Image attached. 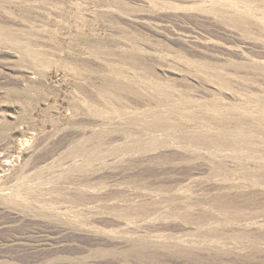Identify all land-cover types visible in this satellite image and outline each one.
I'll use <instances>...</instances> for the list:
<instances>
[{
    "label": "rangeland",
    "instance_id": "obj_1",
    "mask_svg": "<svg viewBox=\"0 0 264 264\" xmlns=\"http://www.w3.org/2000/svg\"><path fill=\"white\" fill-rule=\"evenodd\" d=\"M0 264H264V0H0Z\"/></svg>",
    "mask_w": 264,
    "mask_h": 264
}]
</instances>
